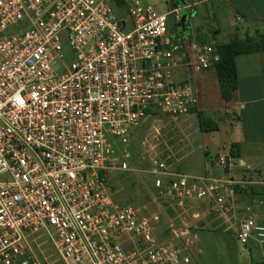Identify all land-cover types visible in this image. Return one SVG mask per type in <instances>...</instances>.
<instances>
[{"label": "built area", "instance_id": "2783aa9c", "mask_svg": "<svg viewBox=\"0 0 264 264\" xmlns=\"http://www.w3.org/2000/svg\"><path fill=\"white\" fill-rule=\"evenodd\" d=\"M179 11L139 0L123 1L120 12L107 0H0V264H51L44 244L61 264L191 263L181 241L191 225L164 235L159 216L114 203L106 185L109 171L137 172L132 164L145 160L133 163L136 154L123 155L114 139L128 146L147 117L190 113L197 91L179 71L197 74L219 60L206 38L184 57L168 47V20ZM20 21L27 26L6 34ZM171 157L164 151L140 172L195 226L210 215L229 222L236 192L259 184L231 176L244 167L231 151L214 161L221 176L180 172ZM243 209L238 239L264 246V224L251 204Z\"/></svg>", "mask_w": 264, "mask_h": 264}, {"label": "rangeland", "instance_id": "374dc122", "mask_svg": "<svg viewBox=\"0 0 264 264\" xmlns=\"http://www.w3.org/2000/svg\"><path fill=\"white\" fill-rule=\"evenodd\" d=\"M117 1L107 0L116 12H118L117 7H121L123 4V2L118 4ZM139 2L144 6H154L161 13L168 11L167 0H139ZM214 2V0L205 2L200 6V10L205 13L206 18L212 17V10L215 9ZM207 24L210 28H215L211 21L208 20ZM217 25L219 26V23ZM26 26L24 21H20L17 25L9 27L6 34H13ZM168 26L170 30H175L177 26V22L172 16L169 17ZM238 26L246 28L243 23H239ZM233 32L234 28L232 27L222 28L216 35V40L226 42L229 34ZM62 45L64 57L68 62L71 51L65 40L62 41ZM203 72L211 78L208 85L201 84ZM178 76L190 78L192 85L198 88V95L201 100L203 99L201 111L195 107L193 112L184 116L172 117L157 114L147 117L135 131L128 146L114 139L115 143L118 144L119 152L123 155L132 149L133 153L136 154L132 161L136 157L139 159L141 155L145 157V160L143 164L141 161L140 165L133 161L134 164L132 165L139 170L137 172L130 173L118 170L108 172L106 185L112 189L110 197L114 203L119 205L141 207L145 216H159L161 222L158 228L164 235H167L165 230L170 225L176 232L185 231L187 228L185 225H191L188 227L186 235L182 236L183 238L180 237L181 241L189 243L190 264H264L263 259H256L255 257L261 249L258 243L250 239L241 242L237 237V228L224 225L221 218L210 215L200 220L196 226L187 214H183L179 220L176 217L175 209L172 206H165V203L163 204V201L157 197L151 176L140 172L141 169H149L150 160L161 158L166 151L172 156V168L175 170L191 175L202 174L208 168L209 163L217 159L222 148H226L228 132L221 124H229L230 118L226 111L227 104L220 97L219 84L214 70L208 69L188 75L184 71H179ZM217 126H220V130L215 132ZM252 176V181H264L260 171L255 172ZM256 185L258 184L249 185L247 189L250 190V187ZM195 203L192 205L194 206ZM201 217L203 216L201 215ZM237 218L238 214L233 216V219ZM171 220H174V223L170 222ZM169 238L171 236L168 233L167 239ZM42 249L45 250L44 253L51 264H61L52 248L44 244Z\"/></svg>", "mask_w": 264, "mask_h": 264}, {"label": "crops", "instance_id": "0c3cea01", "mask_svg": "<svg viewBox=\"0 0 264 264\" xmlns=\"http://www.w3.org/2000/svg\"><path fill=\"white\" fill-rule=\"evenodd\" d=\"M181 1L186 0H175L177 5L174 8H180L177 26L175 30H170L168 26L166 34L168 47L173 48L174 53L179 57L186 56L192 45L201 43L205 38L216 44L223 43L216 40V35L222 28H234V32L227 38L228 41L243 39L245 36L255 37L264 33V0H214L215 9L212 10V17L207 18L200 10V6L213 0H188L191 3L188 8H184ZM171 4L172 1L167 0L168 10L173 9ZM117 8L120 12L121 7ZM208 20L215 25L214 29L208 26ZM239 23H243L246 28L238 26ZM235 66L237 87L232 93L231 100L225 102L230 118L229 124H221L228 132V142L226 148L223 147L222 152H219L217 156L227 154L230 152L231 145L235 144L233 155L244 163V167L237 165L231 171V176L252 181L251 177L257 171H260L264 177V51L237 55ZM210 82L209 75L203 72L201 84L208 85ZM194 88L198 95V88L196 86ZM202 101L203 99L201 100L198 95V105H196L198 111H201L203 107ZM219 130L220 126H217L214 131ZM221 174L214 167L213 161L209 163L204 173L193 175L221 176ZM252 182L259 184L250 187V190L245 188L243 191L236 192L240 205L237 211L238 218L233 219L232 216L229 222L222 221L224 225L238 229L240 220L247 216L243 209L247 204L252 205V214L257 222L264 224V205L257 207L254 203L260 198L264 200V181L254 180ZM259 246L261 249L255 257L264 260V246Z\"/></svg>", "mask_w": 264, "mask_h": 264}, {"label": "trees", "instance_id": "16d2710c", "mask_svg": "<svg viewBox=\"0 0 264 264\" xmlns=\"http://www.w3.org/2000/svg\"><path fill=\"white\" fill-rule=\"evenodd\" d=\"M171 1V6L174 8L177 3L175 0ZM117 2L120 4L123 0H118ZM261 51H264V33L255 37L245 36L243 39H234L216 44L219 60L215 63L213 69L219 84L220 96L224 102L231 100L232 93L237 87L235 57L240 54ZM193 111L194 108L191 112ZM235 147V144L231 145V154H233Z\"/></svg>", "mask_w": 264, "mask_h": 264}, {"label": "water", "instance_id": "95a60500", "mask_svg": "<svg viewBox=\"0 0 264 264\" xmlns=\"http://www.w3.org/2000/svg\"><path fill=\"white\" fill-rule=\"evenodd\" d=\"M181 4H182V6H183L184 8H188V6L191 5V3H190L188 0H186V1H181ZM107 192H108L109 194L112 192L111 187H107Z\"/></svg>", "mask_w": 264, "mask_h": 264}]
</instances>
